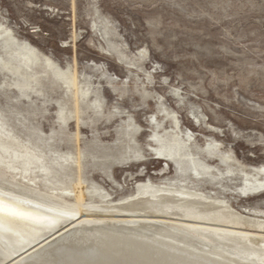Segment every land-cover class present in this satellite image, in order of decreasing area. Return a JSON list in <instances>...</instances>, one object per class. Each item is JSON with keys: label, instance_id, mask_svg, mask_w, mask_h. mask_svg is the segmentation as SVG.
I'll return each instance as SVG.
<instances>
[{"label": "rangeland", "instance_id": "1", "mask_svg": "<svg viewBox=\"0 0 264 264\" xmlns=\"http://www.w3.org/2000/svg\"><path fill=\"white\" fill-rule=\"evenodd\" d=\"M3 28L93 91L86 102L69 104L78 116L63 123L55 105L66 98L61 83L46 81V99L34 100L0 87L3 132L29 146L47 138L65 152H81V165L68 172L83 176L90 190L109 191L112 202L137 196L141 181L160 185L177 175L174 161L151 148L157 118L166 117L162 126L169 129L176 116L196 145L217 141L246 168L264 164V0H0ZM5 80L0 72V84ZM79 128L88 130L77 142ZM127 143L146 155L135 158L128 148L125 159ZM192 176L206 191L216 187L210 176ZM226 188L217 196L240 211L264 206V188Z\"/></svg>", "mask_w": 264, "mask_h": 264}, {"label": "bare ground", "instance_id": "2", "mask_svg": "<svg viewBox=\"0 0 264 264\" xmlns=\"http://www.w3.org/2000/svg\"><path fill=\"white\" fill-rule=\"evenodd\" d=\"M0 72L6 79L0 87L13 88L32 100L36 97L46 99V81L55 85L61 83L66 98L62 95L63 97L54 99L63 123L77 115L74 110H70L69 104L76 99H82L84 103L93 93L90 88L82 87V81L70 69L59 66L30 43L18 39L8 28L0 30ZM66 109L71 114H65ZM1 118L0 180L87 210L140 212L251 262L264 264L263 204L255 207L253 212L246 209L240 211L232 204L231 199L217 196L221 186L227 187L228 194H231L229 189L234 190L235 187L245 192L264 188V164L246 168L217 141L207 146L196 145L193 134L180 127L176 116H173L175 125H171L169 129L168 125L162 126V120L166 117L157 118L154 135L156 143L151 144V148L174 161L177 175L170 182L160 185L141 181V190L137 196L112 202L109 191L98 185L90 190L85 185L83 176L76 179L68 172V169L70 171L73 168L72 165H81V152H65L55 146V143H49L47 138L42 139L49 149H46L45 143H32L29 146L18 137L6 135L2 126H6L4 121L8 120ZM130 128L129 125L128 129ZM9 129L16 133L12 128ZM128 129L124 131L127 136ZM86 130L88 128L78 129L77 142ZM107 136L101 134L100 139L105 140ZM125 147L122 156L128 159V148L132 147H128V143ZM130 151H135V158L146 155L140 148ZM205 152L212 154L213 163L208 160ZM112 156L113 154H108L106 158L101 157L103 165H107ZM218 161L222 164H216ZM193 173L210 176L216 187L206 191L195 185ZM81 193L92 199L99 198L101 203H87L83 201ZM260 197H264V193Z\"/></svg>", "mask_w": 264, "mask_h": 264}, {"label": "water", "instance_id": "3", "mask_svg": "<svg viewBox=\"0 0 264 264\" xmlns=\"http://www.w3.org/2000/svg\"><path fill=\"white\" fill-rule=\"evenodd\" d=\"M0 264H256L140 212L77 207L0 180Z\"/></svg>", "mask_w": 264, "mask_h": 264}]
</instances>
